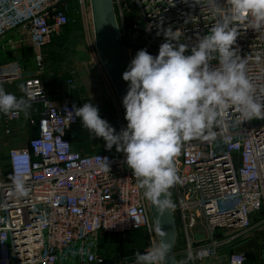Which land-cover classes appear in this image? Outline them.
<instances>
[{
  "label": "built area",
  "instance_id": "2783aa9c",
  "mask_svg": "<svg viewBox=\"0 0 264 264\" xmlns=\"http://www.w3.org/2000/svg\"><path fill=\"white\" fill-rule=\"evenodd\" d=\"M70 1L89 31L88 0H0V39L17 30L29 36L35 50L33 67L0 66V84L21 80L31 93L17 96L30 103L27 114L0 113L5 135L24 119L30 130L28 140L0 160V264H135L134 257L107 262L99 256L94 241L102 233L142 232L143 253L159 245L147 198L123 152L74 150L67 133L79 122L71 112L77 104L49 95L43 51L69 23ZM113 1L131 59L141 49L158 55L168 28L191 54L228 9L225 0H216L214 11L208 0ZM239 33L234 47L247 57L248 74L264 73V55L259 60L256 55L264 54V32L250 29L245 20ZM102 71L121 130L127 122ZM237 115L230 111L229 120L214 129V141L183 142L175 159L181 182L170 189V199L179 261L200 253L189 264H248L238 244L253 236L251 229L264 226V119L241 123ZM14 177L25 178L27 196L14 194Z\"/></svg>",
  "mask_w": 264,
  "mask_h": 264
},
{
  "label": "clouds",
  "instance_id": "9594fccd",
  "mask_svg": "<svg viewBox=\"0 0 264 264\" xmlns=\"http://www.w3.org/2000/svg\"><path fill=\"white\" fill-rule=\"evenodd\" d=\"M213 11L216 0H208ZM227 14L211 25L208 33L185 53L189 46L179 43L171 28L163 30L165 41L158 55L146 49L137 51L122 79L128 90L122 99L126 127L119 132L101 118L92 103L73 105L74 118H79L91 136L103 138L105 148L115 146L123 152L124 163L132 170L143 195L161 209L174 207L170 189L181 182L175 159L181 145L194 138L214 141L217 132L237 113L240 122L264 119V73L250 76L247 57L241 58L235 48L239 23L247 21L250 29L264 32V0H225ZM160 34L159 32L157 33ZM259 60L262 53H257ZM212 61H217L215 65ZM21 91L30 96L25 85ZM28 100L6 92L0 84V113L25 112ZM104 167L110 170L106 161ZM14 194L28 195L26 180L14 177ZM169 246L161 243L134 254L135 264H164ZM200 253H189L180 264H189Z\"/></svg>",
  "mask_w": 264,
  "mask_h": 264
},
{
  "label": "rangeland",
  "instance_id": "374dc122",
  "mask_svg": "<svg viewBox=\"0 0 264 264\" xmlns=\"http://www.w3.org/2000/svg\"><path fill=\"white\" fill-rule=\"evenodd\" d=\"M77 4L76 2L71 3V10L69 11V24L66 26L64 32L53 38L52 41L43 51L46 81L48 90L51 96L54 98V93L57 91L60 84H65L66 88H70L74 79L72 74V65L68 60L71 55L70 51L80 50L87 51L84 44L83 35L81 33L80 25L78 23L79 17L77 15ZM88 19L91 24V12L88 0ZM92 38L93 29L92 24L90 25ZM35 50L33 45L29 41V36L26 33H22L17 30L10 31L5 37L0 39V64L5 63L9 65L13 62L20 63L23 67H33ZM71 81V83H69ZM53 85V89H52ZM63 98V97H62ZM105 120L115 128L117 132L120 131L121 122L115 113L114 108L108 110ZM30 135L29 127L24 119L20 125H13V132L10 135H5L2 128H0V160H5L6 153L13 146L23 145ZM264 232V226L262 229H251L250 235H254L255 232ZM251 239V238H250ZM249 239L243 243L239 242L240 245H245ZM95 247H98V255L102 256L103 259L120 260L123 256L130 255L145 246V237L142 232H128V233H109L99 234L97 239L94 241ZM254 247L257 249V259H250L248 264H263L264 262V235L262 239H255ZM261 253V258L258 257ZM118 258V259H116ZM107 261V260H106ZM65 262V261H64Z\"/></svg>",
  "mask_w": 264,
  "mask_h": 264
},
{
  "label": "water",
  "instance_id": "95a60500",
  "mask_svg": "<svg viewBox=\"0 0 264 264\" xmlns=\"http://www.w3.org/2000/svg\"><path fill=\"white\" fill-rule=\"evenodd\" d=\"M89 5L97 57L114 88L125 116L122 99L128 90V82L122 79V73L131 61L128 44L117 19L114 1L89 0ZM147 201L159 245L164 243L169 246L164 264H180L175 251L177 222L172 207L161 209L152 201Z\"/></svg>",
  "mask_w": 264,
  "mask_h": 264
},
{
  "label": "crops",
  "instance_id": "0c3cea01",
  "mask_svg": "<svg viewBox=\"0 0 264 264\" xmlns=\"http://www.w3.org/2000/svg\"><path fill=\"white\" fill-rule=\"evenodd\" d=\"M76 12L79 17L78 23L80 25L81 33L83 35L84 44L87 48V51L84 52L78 49L73 50L72 52L70 51L71 57L68 60L70 61V65H72V74H74V79L72 83L69 82L72 84L70 85V88H66L64 83L60 84L61 87H59L54 93V99L70 97L77 104V107H81L83 103H92L93 105L98 107L101 118L105 119L108 110L111 109L108 82L106 80L104 72L102 71L103 68L98 62L99 60L94 51L95 46L91 34L90 21H88V26L90 29L88 31L86 24H84L82 17L79 14L78 6ZM4 65L5 63L0 64V66ZM44 80L47 85L46 72L44 74ZM21 84H23V82L19 80L13 82L12 84L4 83L2 85L6 92L13 93L18 96L21 93V89L19 87V85ZM53 88L54 87L52 85V89ZM49 95L51 96L50 92ZM67 135L72 143V148L76 151H80L81 153L109 151L105 148V141L103 140V138H96L94 136H91L88 130L83 128L80 119L77 124L71 127ZM112 150H116L115 146H113L110 151ZM261 239L262 238H260V241Z\"/></svg>",
  "mask_w": 264,
  "mask_h": 264
},
{
  "label": "trees",
  "instance_id": "16d2710c",
  "mask_svg": "<svg viewBox=\"0 0 264 264\" xmlns=\"http://www.w3.org/2000/svg\"><path fill=\"white\" fill-rule=\"evenodd\" d=\"M74 3V1H70V10H71V3ZM70 22V21H69ZM65 29V28H64ZM55 37H57V36H55ZM54 37V38H55ZM128 233V232H127ZM105 234H109V233H105ZM262 235H264V232H262V231H258V232H255L254 233V235L251 237V239L249 238V241L247 242V244H245V245H240L239 246V248L241 247V249H244L245 250V252H246V254H247V256H248V258L249 259H257V248L256 247H254L253 245H254V242H255V239H260V238H262ZM143 248L144 247H142V248H140V249H138V250H135L134 251V253H132V254H130V255H127V256H123L122 258H125V257H134V254L136 253V252H140V253H143ZM243 250V251H244ZM263 250V249H262ZM258 257H261V253H260V255L258 256ZM116 259H118V258H116ZM105 260H107V262L108 261H115V259H113V260H110V259H105Z\"/></svg>",
  "mask_w": 264,
  "mask_h": 264
}]
</instances>
